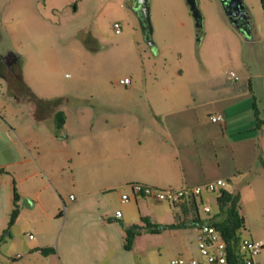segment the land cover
Instances as JSON below:
<instances>
[{
    "label": "crops",
    "instance_id": "1",
    "mask_svg": "<svg viewBox=\"0 0 264 264\" xmlns=\"http://www.w3.org/2000/svg\"><path fill=\"white\" fill-rule=\"evenodd\" d=\"M174 1L183 11V1ZM72 5V11H77L76 0H0V24L5 31L12 35L13 23L19 21V35L31 41L23 53L12 47L0 54V62L9 69L18 57L23 60L24 91L9 95L15 105L1 100L4 93H0V134L14 138L9 144L0 143V181H7L0 182V189L8 192L6 204L0 200V234L13 208L14 191L19 194L18 215L0 243V264H156L177 256H197V225L208 216H201L199 204L211 200L212 193L216 202L218 191H204L196 203L185 199L173 205L139 195L131 184L167 188L216 180L225 182L223 189L239 193L247 236L263 243L256 264H264V110L258 108L259 121L253 102L256 85L264 88V72L257 74L256 84L253 75H247L246 88L238 80L210 85V115L221 113L222 122L203 121L206 102L198 101L197 95L204 90L199 88L197 93L188 87L193 103H179L157 76L146 73L130 79L120 93L65 95L55 91L58 84H45L54 81L59 63L56 49L61 47L56 39L60 29L47 10L55 15ZM126 7L128 0L117 12H125ZM246 11L247 30L252 21ZM229 27L245 35L231 22L225 28ZM249 35L245 38L252 44L249 49L264 45L263 33ZM0 76L8 84L7 74ZM40 79L44 85L36 86ZM58 111L65 118L60 128ZM16 178H35L43 192L16 188ZM123 193L128 194L127 201L121 200ZM24 196L36 210L33 223L42 222L35 225V234L18 227ZM142 217L176 226L152 232ZM127 229L136 230L130 248L124 246ZM44 247L53 251L43 254Z\"/></svg>",
    "mask_w": 264,
    "mask_h": 264
},
{
    "label": "rangeland",
    "instance_id": "2",
    "mask_svg": "<svg viewBox=\"0 0 264 264\" xmlns=\"http://www.w3.org/2000/svg\"><path fill=\"white\" fill-rule=\"evenodd\" d=\"M125 1L127 0H76L77 11H72L74 5L64 7L55 15L47 10L52 24L60 29L56 39L61 47L56 49L59 63L53 77L54 81L47 80L45 84H58L55 91L65 95L75 91L83 96L91 93L103 94L104 91L113 94L128 88L119 82L120 79L128 77L134 81L137 74L146 73L148 77L157 76L162 86L170 89L179 103H193L191 98H188L187 93L190 90L188 87L195 88L197 93L200 91L199 88L204 90L203 95H197V100L206 102L203 106V121L207 123L211 121L212 112V104L208 103L212 97L210 85L219 82L234 84L236 83L234 81L238 80L237 82L245 86L247 75L251 73L252 81L255 83L258 81L257 74L264 72V45L259 44L258 48L254 46L249 49L248 46L252 44L245 39L251 38L249 35L251 31L263 33L264 39V8L261 6V0H242L252 21L246 31L241 29V33L245 35L235 34L230 27L225 28L227 24L230 26V21L221 0H197L202 15V25L199 27L195 25V19L186 0H182L183 11L174 0H148L154 47L149 46L146 41L138 15L131 8L133 0H128L125 12H117ZM40 3L43 4V1ZM186 18L189 23L186 22ZM115 20L121 24L120 33L115 32L113 26ZM183 21L184 24H181ZM13 26L11 35L0 24V54L12 47L23 53L31 43L27 38L25 40L23 35H19L22 31L19 21L13 23ZM18 69L17 64L13 65V71L5 62H0V74H7L8 80L6 84L0 76V93H4L1 100L9 105H15L14 99L9 96L12 92L14 94L24 92L20 79L14 74L18 73ZM230 71H234L239 79L234 80L230 76ZM41 78L43 79V76ZM42 79L37 84L32 82L36 86L44 85ZM197 80L201 83L198 84ZM256 88L254 96L256 101L253 99V102H256L257 108L264 110V88H259V85H256ZM43 90L46 91L45 88ZM79 101L82 102V99L79 98ZM2 103L0 101L1 113ZM48 122L46 120V123ZM13 140L9 133L2 131L0 134L1 144L4 142L9 144ZM3 177L6 176L3 174L2 180ZM15 180L16 188L21 186L23 190L31 191L36 188L38 192H43L44 187L38 186V183L34 182L35 178ZM0 182L7 183L4 180ZM70 193L75 194L73 191ZM6 194L8 192L0 189V200L3 205L7 201ZM212 194L211 200L206 204L210 206L211 213H215L217 204L213 197L216 193ZM23 198L29 200L30 206H22L20 201V209L24 212L19 218L18 227L35 234V225L39 226L42 222L38 219L33 223L32 214L36 210L31 207L28 196L22 197L21 200ZM199 211L204 217L206 213L202 209V204H199ZM9 218L8 213L6 227ZM241 235L247 236V232L243 230Z\"/></svg>",
    "mask_w": 264,
    "mask_h": 264
},
{
    "label": "built area",
    "instance_id": "3",
    "mask_svg": "<svg viewBox=\"0 0 264 264\" xmlns=\"http://www.w3.org/2000/svg\"><path fill=\"white\" fill-rule=\"evenodd\" d=\"M115 32H120V24L114 22ZM230 76L235 80L238 76L234 71H230ZM119 82L124 85L130 83V79L125 77L120 79ZM212 122H222L224 120L221 113H216L210 116ZM225 185L224 181L216 180L204 184L194 186H181V187H167L158 188L142 183H132L131 189L133 192L150 197L159 201H165L170 204H178L185 199L198 198L204 191L215 192ZM129 198L127 193L121 195L122 201H127ZM202 204L203 211L209 216L211 215V208L207 204ZM116 217L121 216L120 211H116ZM31 238L32 235H29ZM197 256L186 258L184 256H177L168 260L160 261L156 264H256V257L260 253L263 243L257 241L250 236H243L240 240L239 250L234 255L230 253L227 242L223 238L221 232L216 229L207 220L202 221L197 225Z\"/></svg>",
    "mask_w": 264,
    "mask_h": 264
},
{
    "label": "trees",
    "instance_id": "4",
    "mask_svg": "<svg viewBox=\"0 0 264 264\" xmlns=\"http://www.w3.org/2000/svg\"><path fill=\"white\" fill-rule=\"evenodd\" d=\"M262 7L264 8V0H261ZM75 5V3H74ZM247 12V11H246ZM249 17V16H248ZM17 64L19 66L18 73L14 74L21 80V59L17 58V61L11 65V69L13 70V65ZM14 71V70H13ZM12 71V72H13ZM60 99H55L53 103H57ZM255 116L258 118V108L254 103ZM56 116V125L58 128L62 127L64 123V113L62 111H58L55 114ZM260 121V119L258 118ZM13 208L10 213V218L8 221V226L0 235V243L6 238L9 232V227L12 225L14 220L16 219L19 211V194L14 191L13 196ZM189 200L194 201L196 203L195 198H190ZM216 204L217 211L215 213H211V215L206 218L208 222H210L213 226L218 229L225 241L227 242V247L232 253V255L236 254L239 250L240 240L243 237L241 235L242 231L245 230V219L244 215L241 212V204H240V195L238 192L228 191L226 189L221 188L216 196ZM197 205V204H196ZM142 220L146 224V228L152 232H157L161 228L164 227H173L175 224L170 225H159L151 223L146 217H142ZM136 234V230L127 229L124 237V246L125 248H130L132 245L134 236ZM53 251L51 247L41 248V252L43 254H48Z\"/></svg>",
    "mask_w": 264,
    "mask_h": 264
},
{
    "label": "water",
    "instance_id": "5",
    "mask_svg": "<svg viewBox=\"0 0 264 264\" xmlns=\"http://www.w3.org/2000/svg\"><path fill=\"white\" fill-rule=\"evenodd\" d=\"M187 4L190 7L191 13L195 19V25H202V15L197 5V0H186ZM223 9L232 24H236L239 20L242 19V16L246 13V9L242 0H221ZM132 8L134 12L138 15L140 26L144 33L145 39L148 42L149 46L154 47V42L152 40V24L150 19V5L148 0H133ZM239 27V26H238ZM243 31H246V26L239 27ZM15 59V58H14ZM12 59L11 62L14 61ZM9 62V64H11ZM27 198L21 200V205L29 206ZM139 227V226H137Z\"/></svg>",
    "mask_w": 264,
    "mask_h": 264
},
{
    "label": "flooded vegetation",
    "instance_id": "6",
    "mask_svg": "<svg viewBox=\"0 0 264 264\" xmlns=\"http://www.w3.org/2000/svg\"><path fill=\"white\" fill-rule=\"evenodd\" d=\"M249 21H248V16H247V12L242 16V19L239 20L236 24H233L235 27L239 28V27H244L246 25H248ZM239 26V27H238ZM240 29V28H239ZM241 30V29H240Z\"/></svg>",
    "mask_w": 264,
    "mask_h": 264
}]
</instances>
